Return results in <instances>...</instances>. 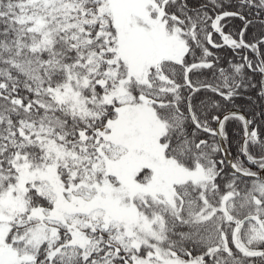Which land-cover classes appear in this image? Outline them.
<instances>
[{"label":"snow or ice","instance_id":"6c2138e0","mask_svg":"<svg viewBox=\"0 0 264 264\" xmlns=\"http://www.w3.org/2000/svg\"><path fill=\"white\" fill-rule=\"evenodd\" d=\"M0 264H264V0H0Z\"/></svg>","mask_w":264,"mask_h":264},{"label":"trees","instance_id":"16d2710c","mask_svg":"<svg viewBox=\"0 0 264 264\" xmlns=\"http://www.w3.org/2000/svg\"><path fill=\"white\" fill-rule=\"evenodd\" d=\"M226 27H225V32L229 31V29L235 30L236 27L239 26V21L236 20H230V21H225ZM217 39H219V37L217 36ZM214 52L217 53V55H219L222 59L227 60L228 58H232L233 57V53L231 52V50L225 48V49H214ZM201 95L203 96V93H201ZM238 105L241 106V110L247 113H250L251 111H253V106L249 105L245 100H241L238 99L236 102ZM249 118H251V116L249 115ZM228 133H229V139L234 143L235 142V138L237 135V129H238V125L235 122L230 123L228 126ZM242 134V133H240ZM235 149H232V153L234 154ZM255 170V169H253Z\"/></svg>","mask_w":264,"mask_h":264}]
</instances>
